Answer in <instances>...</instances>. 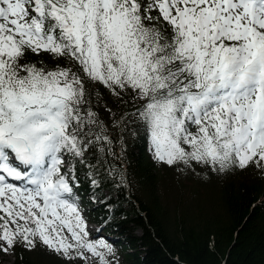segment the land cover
Masks as SVG:
<instances>
[{
	"label": "snow or ice",
	"instance_id": "snow-or-ice-1",
	"mask_svg": "<svg viewBox=\"0 0 264 264\" xmlns=\"http://www.w3.org/2000/svg\"><path fill=\"white\" fill-rule=\"evenodd\" d=\"M96 85L157 162L264 172V0H0V251L110 264L76 191L112 155Z\"/></svg>",
	"mask_w": 264,
	"mask_h": 264
},
{
	"label": "trees",
	"instance_id": "trees-1",
	"mask_svg": "<svg viewBox=\"0 0 264 264\" xmlns=\"http://www.w3.org/2000/svg\"><path fill=\"white\" fill-rule=\"evenodd\" d=\"M29 58L40 59L31 53ZM94 91L93 107L108 129L112 155L99 153L93 169L77 164L76 191L87 220L117 248L121 262L264 264V172L254 166L219 172L195 163H159L145 137L121 135L118 122L134 110L131 101L102 85ZM183 169L188 177L178 178ZM89 173L99 187L92 186ZM2 253L0 264H73L39 241L31 250L18 244L11 261Z\"/></svg>",
	"mask_w": 264,
	"mask_h": 264
},
{
	"label": "rangeland",
	"instance_id": "rangeland-1",
	"mask_svg": "<svg viewBox=\"0 0 264 264\" xmlns=\"http://www.w3.org/2000/svg\"><path fill=\"white\" fill-rule=\"evenodd\" d=\"M184 171H188V170L187 169H183V170L178 171L177 172V177L178 178H182V177H185V176L188 177V175L184 174ZM170 198L171 197H168V199H170ZM171 203H173V201H171ZM87 231L91 234L92 231H93V226L89 227V225H87ZM65 233H66V230H65ZM92 239H95V238H92ZM112 250H113V254L110 255V256H108V260L110 261V264H123L121 262V260H120L119 253L116 252L114 248H112ZM85 255L89 257V259L87 260V264H97L96 259L90 257V254L85 253ZM61 257H62V259H65L63 256H61ZM1 258H3V260L5 259V261L6 260L11 261V254H10V252L9 253L3 252ZM72 262H73V264H85V260H82L80 258H76Z\"/></svg>",
	"mask_w": 264,
	"mask_h": 264
}]
</instances>
